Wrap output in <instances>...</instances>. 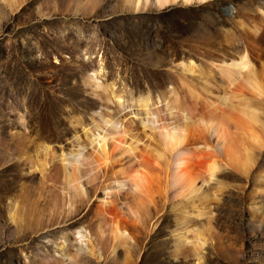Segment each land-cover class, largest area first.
<instances>
[{
	"label": "rangeland",
	"instance_id": "1",
	"mask_svg": "<svg viewBox=\"0 0 264 264\" xmlns=\"http://www.w3.org/2000/svg\"><path fill=\"white\" fill-rule=\"evenodd\" d=\"M261 36L264 0L145 9L127 0H0V264H197L190 244L177 245L192 241L195 229L207 238L198 264H264V146L247 175L218 162L192 197L159 186L140 218L127 210V187L114 183L134 152L157 151V130L146 119L195 131L204 142L205 123L235 117L222 68L246 54L258 74L242 79L246 87L233 83H263ZM236 88L232 103H250L264 123V94ZM187 113L189 127L181 119ZM100 116L121 122L105 138V157L89 143ZM41 146L49 150L39 151L44 166L34 163ZM78 150L86 159L81 197L59 171ZM101 212L122 216L130 239L114 241L99 229Z\"/></svg>",
	"mask_w": 264,
	"mask_h": 264
},
{
	"label": "bare ground",
	"instance_id": "2",
	"mask_svg": "<svg viewBox=\"0 0 264 264\" xmlns=\"http://www.w3.org/2000/svg\"><path fill=\"white\" fill-rule=\"evenodd\" d=\"M204 1H207V0H127V2L131 4L133 9H139V8L145 9L146 7L163 8L171 3H181V4L188 5L192 3H202ZM258 40L260 43L264 42V38L262 36L258 37ZM245 55L241 54L240 58L238 57L237 60L235 61L233 60L229 65L225 64L226 65V66L224 65L225 68H222L223 69L222 74L224 76V77L221 76L222 79L225 78L229 82H231L230 83L231 85L233 86L236 85L234 86L235 88L234 91H233L234 88L233 87L231 88V85H229L230 86L229 88L232 90H229V92L226 94L228 95L231 92L230 95L232 96V98L237 96V94H235V91H237L236 87L238 85L240 89L239 93L242 92L241 91L242 89H246L248 91L251 89V92L249 91L251 94L254 92L255 97L256 95H258L259 96V97L257 96L258 98L260 97L262 98L264 94V82L262 83V81H257L255 79V82L249 83L250 89L248 87L240 88L241 86H245V87L248 86V85H243L247 82L246 81L247 79H244L246 75L248 76L246 78L249 79V74L253 73V76L255 73H256V76L258 74L257 72H255L256 70L255 71L253 70L254 67L252 68L249 58ZM262 56L264 58V51H262ZM223 64L221 65V67L223 66ZM192 65H190L191 67L185 68V70L188 72H191L192 71L191 69L194 67V65L193 66ZM183 68H182V71H183ZM183 73H185V71ZM90 79H91L90 80L91 83L95 86L96 89L100 88L99 83H96L94 79H92L91 77ZM184 79L185 77H183V80ZM242 79L245 80V83H242ZM183 80L182 82L180 81L181 84L184 83ZM234 81H236L237 83L238 81L239 83L241 82L240 84L241 86H239V84L237 83L234 84L233 83ZM249 81H254V78H251V80L249 79ZM256 82H259V83H256ZM226 88L228 90V87ZM224 90H226L225 87L223 88V91ZM232 92L234 93V95ZM192 94H194V92ZM231 96L229 97L230 100L228 99L229 100L228 102L230 103L231 101V104H232V106H230L231 109H233L232 107H235V108L229 116L232 117L234 115L233 112L236 111V114L234 115L235 117H233L230 120H227L226 118L225 119L226 121H222L221 119L217 120L219 116L215 114L218 117L216 120H211L209 122L207 121L208 123H205L206 125L204 124L205 131H206L205 137L207 136L206 141H205L206 138L200 136L204 134L203 132L204 129L202 128L203 130H200V128H198L199 131L203 132V134L199 133L198 136L201 138V140L203 138L204 142L200 141L199 138L196 139L195 131L194 132L192 131L193 132L192 134L195 133L194 134L195 138H194L192 134L187 135L189 132L188 131L189 129L187 130V134H185L186 132L184 131H183L184 133H182L181 132L183 128L182 126H180L182 127L181 129H179L178 126L176 127L175 124L173 125V123L167 124V125L159 124L158 126L156 123L157 121H155V119L153 118L146 119L147 123L149 122L150 127H152V129L157 130L156 132L157 138H158L157 139L158 148H156L157 151H155L154 154L153 153L150 154V152H148L149 153V154L147 153L148 156L144 155V152L142 151H141V154L137 156V155H134L135 152L133 151L134 153L132 152L133 156L131 157V159L133 160L132 161L133 163L128 167L127 170L126 169L120 170L118 173L122 175L121 179L119 178V180L114 181V183L117 184L118 188L127 187V190L130 193V203L131 204L127 205L130 209L126 208L129 212L134 210V213H136L135 216L138 218L139 214H137V212L141 213L140 211H142L143 206L147 203L150 204V201L154 200L153 199L154 194H155L154 191L158 189L159 186H161V188L163 186L166 189L171 188L173 190L178 191L179 194H186L192 197V195L197 193L198 191L197 183L199 181L202 183H206L209 178H213V176L216 174V171L218 169V164H219L218 162L224 163L226 166L230 167L232 170L240 174L247 175L249 173L250 167H252L251 165L255 159L254 151L259 150L263 148L264 146V137L262 138L261 137L262 135L259 134L262 131L264 133V123H261L260 121V116H259L260 112H258V110L256 108L254 109L252 106L248 107L250 105V103L248 104V101H247L248 105H246V103L243 104L241 102H238V103L236 102L239 105L238 107L239 109H238L237 108L238 105H236L235 102L234 104L236 106L232 103V101H234L235 99L233 100ZM107 100L109 101L110 99H107ZM223 100H224V97H223ZM212 104L214 105V103ZM212 104L210 105V107L213 106ZM241 104H243V106L247 108H244L243 106L240 107ZM209 113L211 112L209 111ZM209 113L207 114V116L210 115ZM146 114L147 115L149 114L148 111H146ZM184 115L186 118L184 117ZM184 115H182L184 119L183 118L181 119L184 121L186 120L185 122L186 124H188L187 122H190L191 119L188 113H187L188 117L186 116V114ZM216 116L212 114L213 118H216ZM100 120H101V124L98 125L99 126L98 129L97 127L95 128L98 131L95 130L97 131V133H93V134L91 133L92 135H90L91 137L89 138V143L92 145L94 144V146L97 147V149L99 150L101 154H99V152L94 149L96 147L93 148L92 146L94 151L98 152V155H102L103 157H105L106 151L108 150L106 149V142L108 140H106L105 142V138L106 136L117 132L119 130L121 122L112 121L113 120L112 118L107 119L103 116H100ZM203 120L204 119H202V122H205ZM183 122L180 124L181 125L184 124ZM142 123H144V121ZM189 124L187 127H189ZM148 126L146 127L144 126V127L147 128ZM198 129L196 130V132H198ZM88 135H86V137ZM40 149L41 151L43 150L45 153L47 151L49 152L46 146L37 147V150H36L37 153L35 156L34 163L44 166L45 161H42L41 159H39V156L41 155L39 154ZM31 159H30V163L33 162ZM63 160L67 161L66 165H61L59 171L62 175H64L63 178H65L66 184L69 187L73 188L76 194L75 196L81 197L83 195V189L80 187L78 175L80 171L79 166L86 160L85 156H83L81 151L78 150L76 152L69 153L67 155V158H64ZM102 160L104 159H101V161ZM220 166H219V169H220ZM144 208H143V211H144ZM16 212H17L16 205H13L12 208L9 210V218L12 222L16 220V216H17ZM109 214L103 213V212L99 213V216H98L99 218L97 219L99 220V227H100L99 229L104 227L105 231L107 230L106 232H109L110 236H112L114 241L119 242L121 240H128V238L130 237V236L127 237V235H129V230H130L129 225L127 224L128 222L127 221L125 222L124 219H122V216L120 217H117L115 215L110 216ZM108 215L110 216L109 219L106 217ZM201 215L202 213H199L198 216H201ZM189 232L191 231L190 230L186 231L187 234H189ZM205 236L206 234L204 235V233H200V230L198 231L197 229H195L193 230V237H191L192 241L187 242V237H185V239L182 238L181 241L179 238V242L177 245L185 246V244H190L191 245L190 250L195 254L196 258H198V263H199L200 261V258L198 257L200 255L199 253L202 250L201 249L202 246H204L205 243L207 242V238Z\"/></svg>",
	"mask_w": 264,
	"mask_h": 264
}]
</instances>
